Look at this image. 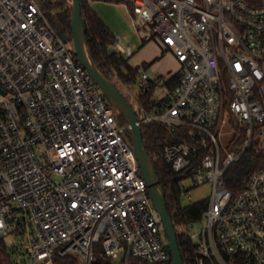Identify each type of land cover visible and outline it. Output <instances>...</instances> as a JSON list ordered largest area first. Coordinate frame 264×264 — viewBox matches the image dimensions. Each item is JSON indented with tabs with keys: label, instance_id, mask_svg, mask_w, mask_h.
<instances>
[{
	"label": "built area",
	"instance_id": "1",
	"mask_svg": "<svg viewBox=\"0 0 264 264\" xmlns=\"http://www.w3.org/2000/svg\"><path fill=\"white\" fill-rule=\"evenodd\" d=\"M44 0H0V237L24 264L58 257L93 264L170 258L161 216L141 173L132 125L72 53ZM143 41L179 63L139 74L138 123L170 132L163 159L190 192L210 184L201 229L188 234L199 264H264V167L242 187L228 168L264 134V0H130ZM133 55L136 46L116 42ZM22 264V260L19 262Z\"/></svg>",
	"mask_w": 264,
	"mask_h": 264
},
{
	"label": "trees",
	"instance_id": "2",
	"mask_svg": "<svg viewBox=\"0 0 264 264\" xmlns=\"http://www.w3.org/2000/svg\"><path fill=\"white\" fill-rule=\"evenodd\" d=\"M71 1L57 0L55 3H44L42 7L51 10L54 9V15L47 13L50 21L59 31L58 22L62 25L63 33H66L69 40L73 39L71 28ZM92 0H81L84 24L86 27V35L88 45L91 49L93 58L101 70V72L115 83V80L124 84L134 82L141 73L139 67H132L126 57L120 51H112L110 46L117 42L111 29L106 25L103 19L90 6ZM97 1V0H93ZM114 3H125L130 5V0H99ZM61 32V31H60ZM179 80V73H172L171 79L168 81L170 87H174ZM151 96V92L139 93L138 99L146 103ZM123 122L126 120L121 116ZM142 134L149 155L155 163V167L166 194L167 206L169 213L174 222L178 233V242L182 252L184 264H199V254L196 245L188 234V228L199 221L203 212L208 206L206 200L199 201L187 206H183L180 202L182 190L179 181L170 179L173 170L170 164L163 159V151L167 141L171 138L169 130L162 124H143ZM129 137L132 136L129 132ZM258 140L243 153L238 161L232 164L226 173V181L228 187L233 191L242 187L243 181L247 174L253 169L264 167V151L258 148ZM167 246L168 240L165 235ZM5 237H0V264H20L22 253L18 249H13ZM170 251V249H169ZM54 264H77L75 258L58 257ZM93 264H111L109 261H103L98 258ZM132 264H154L145 261H136ZM155 264H174L172 254L165 263Z\"/></svg>",
	"mask_w": 264,
	"mask_h": 264
},
{
	"label": "rangeland",
	"instance_id": "3",
	"mask_svg": "<svg viewBox=\"0 0 264 264\" xmlns=\"http://www.w3.org/2000/svg\"><path fill=\"white\" fill-rule=\"evenodd\" d=\"M57 0H44V3H55ZM72 2V1H71ZM92 9L103 19L106 25L111 29L117 40L124 46L133 45L136 46L133 49V55L128 56L123 54L127 58L128 63L132 67H139L140 72L147 71L151 76H166L168 74L179 71V63L175 56L169 50H165L157 39L150 41H143L138 27L135 26L131 10L125 3H114L107 1H90ZM43 6V5H42ZM43 10L47 13L54 15L56 11L54 9H47L43 7ZM59 31L63 32L62 25L58 22L56 17ZM71 46L74 47L73 39L70 40ZM112 51H119L117 44L110 46ZM115 84L125 96V98L131 103L136 113H139V105L136 99V95L140 93V85L136 81L129 84H124L115 80ZM131 135V131H130ZM258 148L264 151V134L258 139ZM189 187L190 192H182L180 202L183 206H187L199 201L210 199L212 193V187L210 184L192 185L189 181H185ZM200 220L192 224L188 229L197 231L201 229ZM6 241L13 249L24 251L25 247L11 237H6ZM23 257V256H22ZM22 264H24V259ZM114 264H120L119 258L114 260Z\"/></svg>",
	"mask_w": 264,
	"mask_h": 264
},
{
	"label": "water",
	"instance_id": "4",
	"mask_svg": "<svg viewBox=\"0 0 264 264\" xmlns=\"http://www.w3.org/2000/svg\"><path fill=\"white\" fill-rule=\"evenodd\" d=\"M71 28L74 41L72 53L99 85L110 105L121 114L128 124L132 125V146L141 173L149 188L153 204L161 216L174 264H184L178 242V233L168 210L163 183L159 178L155 163L146 148L142 134V125L138 123V115L131 103L125 98L117 85L101 72L93 58L88 45L81 0H72L71 2Z\"/></svg>",
	"mask_w": 264,
	"mask_h": 264
},
{
	"label": "crops",
	"instance_id": "5",
	"mask_svg": "<svg viewBox=\"0 0 264 264\" xmlns=\"http://www.w3.org/2000/svg\"><path fill=\"white\" fill-rule=\"evenodd\" d=\"M176 73V72H175Z\"/></svg>",
	"mask_w": 264,
	"mask_h": 264
}]
</instances>
